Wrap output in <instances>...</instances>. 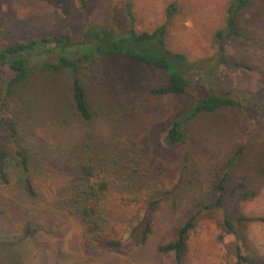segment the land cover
<instances>
[{
    "label": "rangeland",
    "instance_id": "374dc122",
    "mask_svg": "<svg viewBox=\"0 0 264 264\" xmlns=\"http://www.w3.org/2000/svg\"><path fill=\"white\" fill-rule=\"evenodd\" d=\"M228 1L85 0L82 9L78 0H0V50L65 32L76 37L86 19L124 32L132 26L124 7L127 2L135 17L134 29L153 32L166 22L168 8L176 3L168 46L201 65L202 73L196 77L204 84L203 88L192 84L186 95H153L151 89L166 84L169 75L124 57L102 60L97 69L83 71L96 112L89 127L94 160L105 168L91 183H107L105 192L87 201L104 219L98 231L83 223L70 204L82 179L67 157L82 140L84 129L57 117L58 106L67 98L69 77L39 76L33 81L40 103L34 105L30 118L17 112L20 98L14 93L5 116L18 119L17 112L20 125L27 129L22 142L33 153L28 177L34 195L21 184L24 176L15 169L9 172L8 186L0 181V240L15 244L0 249V264H174L173 256L159 248L173 241L177 229L195 215L197 224L187 239L184 264L235 261L237 239L220 227L230 214L227 205L198 212L200 206L219 198L214 178L242 148L231 180H249L257 197L240 208L249 218L264 217L260 174L264 167V0H250L240 12L241 36L223 43L228 63L219 64L215 34L225 27ZM2 85L0 81L1 101ZM45 86L48 91L39 89ZM208 92L230 93L244 106L191 118L185 142L169 146L165 137L174 120L190 113L195 99ZM2 146L10 151L16 148L8 122L0 134ZM151 204H156L155 210ZM145 217L151 218L152 233L145 243H135L132 229ZM27 228L34 232L32 236L26 235ZM242 234L244 253L254 252L264 259V224L250 223ZM111 239L122 241L121 248H109Z\"/></svg>",
    "mask_w": 264,
    "mask_h": 264
},
{
    "label": "trees",
    "instance_id": "16d2710c",
    "mask_svg": "<svg viewBox=\"0 0 264 264\" xmlns=\"http://www.w3.org/2000/svg\"><path fill=\"white\" fill-rule=\"evenodd\" d=\"M78 1L81 8L85 9V0ZM249 2L250 0L228 1L225 27L215 34L218 43L219 64L228 63L223 43L229 38L241 36L238 15ZM124 7L132 22L130 29L124 32L90 23L86 19L82 31L76 37L65 32L15 42L0 50V81L4 83L2 85L3 101L0 100V134L4 123L8 122L12 141L16 144L14 151H10L4 146L0 147L1 183L8 186L10 184L9 172L15 169L24 176L23 179H20L21 184L28 193L34 195L32 181L28 177L33 153L31 148L26 147L22 142L23 131L26 127L20 125L17 112L30 118L31 114L36 111L34 105L40 103V99L34 94L32 90L34 87L31 85L37 77L66 74L70 79L67 84V98L58 106L57 117L61 115L66 125L77 123L79 128L84 129L82 140L72 146L67 157L73 164L72 168L76 175L82 179L76 187L77 196L70 201V204L80 220L94 231L101 229L104 219L96 208L87 205V201L105 192L107 183L106 181L91 183L96 176L104 172L105 168L104 165L103 167L100 165V162L94 160L96 153L92 149L89 127L96 112L92 108L88 89L83 79V71L91 68L97 69L102 60L111 57H124L142 65L161 69L169 75L166 84L151 89L153 95H186L191 93L192 84L198 83L200 88L204 86L202 80L196 77L197 72L202 73L201 65L189 62L184 55L173 52L168 46V27L178 12L176 3L168 8L166 22L153 32H137L134 29L135 17L131 4L127 2ZM235 64L244 67L239 62ZM39 89L48 91L47 86ZM14 93L20 98V102H17L19 110L15 112L18 119L16 117L9 119L5 115L12 104ZM243 106L242 101L230 93L216 95L208 92L205 97H197L192 111L182 118L174 120L166 134L165 142L169 146L183 144L186 139L188 121L201 113H211L226 107ZM242 151V148L238 149L214 178V190L219 194V198L211 205L200 206L198 213L205 210L221 209L226 204L232 218L226 214L220 227L228 237L237 239L236 259L231 264H264V259L256 253L253 252L252 256L246 255L240 242L246 240L242 236V232L248 224L253 222L264 224V217L249 218L240 208L241 204L257 197V191L249 180L245 177L239 178L235 182L231 180V173ZM260 174L264 176V167ZM151 205L150 208L155 210L156 204ZM196 221L197 215L192 216L177 229L173 241L159 248L162 254L173 256L174 264H184L187 239L190 232L195 229ZM25 232L27 236L34 234L29 228ZM151 233V218L145 217L132 229L131 236L135 243L143 244ZM122 244L120 240L107 241V246L113 249L121 248ZM14 246L13 242L0 240V249Z\"/></svg>",
    "mask_w": 264,
    "mask_h": 264
}]
</instances>
